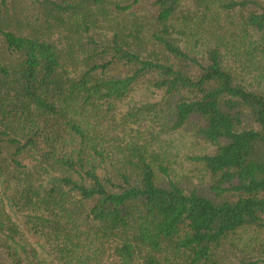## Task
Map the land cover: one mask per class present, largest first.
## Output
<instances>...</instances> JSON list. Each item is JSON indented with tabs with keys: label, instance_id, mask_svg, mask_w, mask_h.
<instances>
[{
	"label": "trees",
	"instance_id": "trees-1",
	"mask_svg": "<svg viewBox=\"0 0 264 264\" xmlns=\"http://www.w3.org/2000/svg\"><path fill=\"white\" fill-rule=\"evenodd\" d=\"M0 264H264V0H0Z\"/></svg>",
	"mask_w": 264,
	"mask_h": 264
},
{
	"label": "rangeland",
	"instance_id": "rangeland-1",
	"mask_svg": "<svg viewBox=\"0 0 264 264\" xmlns=\"http://www.w3.org/2000/svg\"><path fill=\"white\" fill-rule=\"evenodd\" d=\"M143 98H144V94L143 93L135 92V93L130 95L128 100H126L123 105H128L129 102H137V101H139L140 99H143Z\"/></svg>",
	"mask_w": 264,
	"mask_h": 264
}]
</instances>
